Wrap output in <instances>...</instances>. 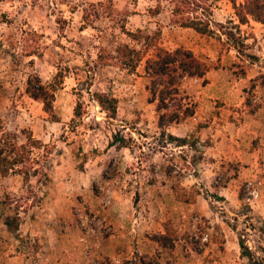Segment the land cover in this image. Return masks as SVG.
<instances>
[{"label":"rangeland","instance_id":"1","mask_svg":"<svg viewBox=\"0 0 264 264\" xmlns=\"http://www.w3.org/2000/svg\"><path fill=\"white\" fill-rule=\"evenodd\" d=\"M168 1L0 0V136L36 141L30 176L0 175V264H249L240 236L263 256L264 152L239 160L229 141L213 146L223 109L264 116V23L249 16L240 28L232 3L244 0H209L214 33L201 34L174 23ZM138 30H158L161 46L189 49L209 70L224 64L225 80L248 70L242 105L228 86L187 78L182 91L196 106L203 96L202 110L161 128L143 62L134 72L95 63ZM58 73L52 116L26 83ZM97 92L117 99L114 117ZM258 178L253 198L247 181Z\"/></svg>","mask_w":264,"mask_h":264},{"label":"trees","instance_id":"2","mask_svg":"<svg viewBox=\"0 0 264 264\" xmlns=\"http://www.w3.org/2000/svg\"><path fill=\"white\" fill-rule=\"evenodd\" d=\"M207 1L209 0H169L172 20L198 33L213 34ZM232 4L239 23H246L249 16L255 21L264 23V3H260V0H244L242 4L236 5L234 2ZM160 6L158 5L159 8ZM124 33L127 34L130 42L119 43L111 50L101 47L95 63L101 66L114 65L134 72L143 62V72L148 79L146 85L149 94L148 102L155 103L156 111L159 113L158 124L161 128L193 116L196 103L182 91V81L187 78H203L202 82L206 84L207 80L204 76L209 66L189 49L178 47L169 50L161 46L158 30L152 33L141 30ZM226 34L230 36V33ZM62 83L63 76L60 73L54 75L52 80L46 83L37 75H33L27 79L26 93L33 99L39 100L43 105V110L53 116L54 94ZM94 99L108 116L116 115L117 99L115 97L97 92L94 93ZM81 109L82 102L78 101L74 109L75 117L82 115ZM170 137L176 139V137ZM35 142L31 136H28L25 143L18 144L16 133L6 132L0 136V175L15 171L26 177L30 176V167L25 164L31 161V145ZM18 166L20 167L15 170ZM34 176L37 175L34 173ZM5 224L9 227L11 221L7 220ZM262 228L264 230V223ZM238 244L242 256L248 259L249 264H264V246L258 247L263 255L258 257L241 236Z\"/></svg>","mask_w":264,"mask_h":264},{"label":"crops","instance_id":"3","mask_svg":"<svg viewBox=\"0 0 264 264\" xmlns=\"http://www.w3.org/2000/svg\"><path fill=\"white\" fill-rule=\"evenodd\" d=\"M238 21H235L237 23ZM244 24H240L239 27L242 28ZM225 56V55H223ZM234 58L238 59V56L234 53ZM224 65V64H223ZM220 66L218 68H213L207 71L204 78L208 81L206 85L209 88H215L216 92H224V87L228 86L227 94L232 95L233 97V106L242 105L243 102V88L246 87L254 78V76L246 70L245 74H242L236 78H229L227 80L223 79L226 74L231 71L228 67ZM198 79V78H197ZM203 81V78L201 79ZM228 84V85H226ZM224 95V94H223ZM222 95L212 96L213 98H220ZM198 106H196L195 114H198L199 110H202L205 100L203 96L200 98ZM222 100H224L222 98ZM222 112H226V109H223ZM220 112L217 117L219 128L214 137V149L222 148V143L224 141H229L232 144V154L237 156L239 160H242L248 155L258 157L261 153L264 152V121L262 118L264 116H259L257 112L255 114L249 113L245 110L243 105L240 110L230 109L229 114H232V117L229 118V115L224 116ZM235 115H239L240 119H235ZM199 114V119L201 118ZM226 130V131H225ZM249 139H256L257 145L253 149L249 150L248 143L246 142ZM250 169L254 165L255 160H251ZM252 167V168H251ZM248 170V168H245Z\"/></svg>","mask_w":264,"mask_h":264},{"label":"built area","instance_id":"4","mask_svg":"<svg viewBox=\"0 0 264 264\" xmlns=\"http://www.w3.org/2000/svg\"><path fill=\"white\" fill-rule=\"evenodd\" d=\"M247 184L249 188H251L250 196L253 198H256L258 196V186L262 184L261 179H256L255 183H252V181H247Z\"/></svg>","mask_w":264,"mask_h":264}]
</instances>
